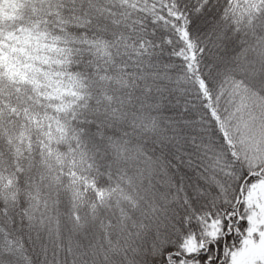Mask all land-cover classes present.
Here are the masks:
<instances>
[{
	"label": "snow or ice",
	"instance_id": "snow-or-ice-1",
	"mask_svg": "<svg viewBox=\"0 0 264 264\" xmlns=\"http://www.w3.org/2000/svg\"><path fill=\"white\" fill-rule=\"evenodd\" d=\"M0 264H264V0H0Z\"/></svg>",
	"mask_w": 264,
	"mask_h": 264
}]
</instances>
